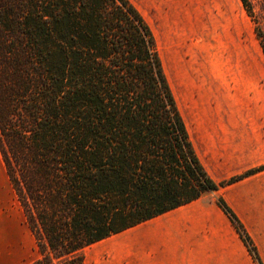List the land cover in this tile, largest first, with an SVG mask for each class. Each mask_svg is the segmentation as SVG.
Here are the masks:
<instances>
[{
	"label": "trees",
	"instance_id": "1",
	"mask_svg": "<svg viewBox=\"0 0 264 264\" xmlns=\"http://www.w3.org/2000/svg\"><path fill=\"white\" fill-rule=\"evenodd\" d=\"M0 155L36 241L30 264H84V248L264 170L210 177L130 0H0Z\"/></svg>",
	"mask_w": 264,
	"mask_h": 264
},
{
	"label": "rangeland",
	"instance_id": "2",
	"mask_svg": "<svg viewBox=\"0 0 264 264\" xmlns=\"http://www.w3.org/2000/svg\"><path fill=\"white\" fill-rule=\"evenodd\" d=\"M130 1L152 30L190 141L209 175L220 182L263 164L264 56L254 27H264V0H249L251 13L241 0ZM5 177L0 218L22 233L21 257L31 258V231Z\"/></svg>",
	"mask_w": 264,
	"mask_h": 264
},
{
	"label": "crops",
	"instance_id": "3",
	"mask_svg": "<svg viewBox=\"0 0 264 264\" xmlns=\"http://www.w3.org/2000/svg\"><path fill=\"white\" fill-rule=\"evenodd\" d=\"M1 164L3 185L7 173L2 158ZM217 197L242 222L264 264V170L84 248V264H255ZM31 235L34 255L23 258L22 233L13 230L8 218H0V264L35 260L39 254Z\"/></svg>",
	"mask_w": 264,
	"mask_h": 264
}]
</instances>
